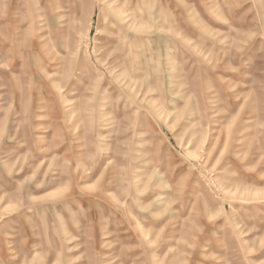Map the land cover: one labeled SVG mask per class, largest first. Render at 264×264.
I'll use <instances>...</instances> for the list:
<instances>
[{"label": "rangeland", "instance_id": "obj_1", "mask_svg": "<svg viewBox=\"0 0 264 264\" xmlns=\"http://www.w3.org/2000/svg\"><path fill=\"white\" fill-rule=\"evenodd\" d=\"M0 264H264V0H0Z\"/></svg>", "mask_w": 264, "mask_h": 264}]
</instances>
